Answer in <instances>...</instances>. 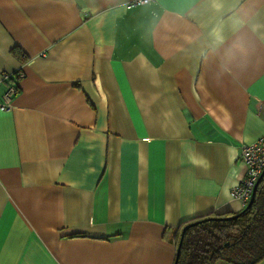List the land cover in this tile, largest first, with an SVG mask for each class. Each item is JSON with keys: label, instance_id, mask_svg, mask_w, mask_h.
<instances>
[{"label": "crops", "instance_id": "0c3cea01", "mask_svg": "<svg viewBox=\"0 0 264 264\" xmlns=\"http://www.w3.org/2000/svg\"><path fill=\"white\" fill-rule=\"evenodd\" d=\"M129 1L0 0V264H173L179 224L244 207L264 0Z\"/></svg>", "mask_w": 264, "mask_h": 264}, {"label": "trees", "instance_id": "16d2710c", "mask_svg": "<svg viewBox=\"0 0 264 264\" xmlns=\"http://www.w3.org/2000/svg\"><path fill=\"white\" fill-rule=\"evenodd\" d=\"M209 213L178 225L174 244L188 222L178 255L173 264H214L222 259L229 264H258L264 259V176L252 204L243 212ZM238 214L235 217H230Z\"/></svg>", "mask_w": 264, "mask_h": 264}, {"label": "built area", "instance_id": "2783aa9c", "mask_svg": "<svg viewBox=\"0 0 264 264\" xmlns=\"http://www.w3.org/2000/svg\"><path fill=\"white\" fill-rule=\"evenodd\" d=\"M150 0H131L127 6H135L147 3ZM20 71L0 72V82L6 83V87L0 95V109L8 110L11 108V99L17 90V82L15 77L18 78ZM239 159L245 164L246 170L244 177L230 189V195L233 198L240 200L244 205L251 197L253 187L262 171H264V136L258 139L243 143L239 151Z\"/></svg>", "mask_w": 264, "mask_h": 264}, {"label": "water", "instance_id": "95a60500", "mask_svg": "<svg viewBox=\"0 0 264 264\" xmlns=\"http://www.w3.org/2000/svg\"><path fill=\"white\" fill-rule=\"evenodd\" d=\"M262 176H264V171H262V173L260 174L259 178H258L257 181L255 182L254 187H253V191H252V194H251V197L249 198V200L247 201V203L244 205V207L241 209L240 212L245 211V210H246V209L252 204V202H253V200H254L255 193H256L257 186H258V184H259V182H260ZM236 215H238V214H234V215H232V216H230V217H235ZM195 222H196V221L188 222L187 224H185V225L182 227V229H181V231H180V238H179V241H178V244H177V247H176V255H178V252H179V249H180V244H181V239H182V236H183V233H184L185 229H186L189 225H191L192 223H195Z\"/></svg>", "mask_w": 264, "mask_h": 264}]
</instances>
